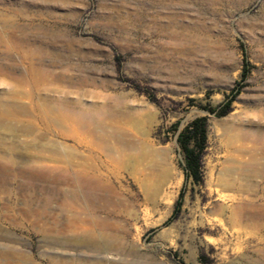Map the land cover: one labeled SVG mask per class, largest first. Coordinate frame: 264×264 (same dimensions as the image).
Instances as JSON below:
<instances>
[{
    "label": "rangeland",
    "instance_id": "374dc122",
    "mask_svg": "<svg viewBox=\"0 0 264 264\" xmlns=\"http://www.w3.org/2000/svg\"><path fill=\"white\" fill-rule=\"evenodd\" d=\"M0 264H264V0H0Z\"/></svg>",
    "mask_w": 264,
    "mask_h": 264
},
{
    "label": "trees",
    "instance_id": "16d2710c",
    "mask_svg": "<svg viewBox=\"0 0 264 264\" xmlns=\"http://www.w3.org/2000/svg\"><path fill=\"white\" fill-rule=\"evenodd\" d=\"M247 69L242 72V78L246 76ZM232 99L226 102L223 110L216 112L215 109H205L216 116H224ZM177 144L184 161V174L191 178L194 183L200 181V162L206 144V119L199 117L191 121L177 136ZM178 206V203H177ZM178 209V208H177Z\"/></svg>",
    "mask_w": 264,
    "mask_h": 264
}]
</instances>
